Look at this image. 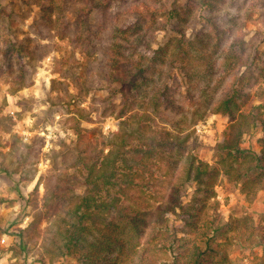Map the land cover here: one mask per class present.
Listing matches in <instances>:
<instances>
[{
	"label": "rangeland",
	"instance_id": "obj_1",
	"mask_svg": "<svg viewBox=\"0 0 264 264\" xmlns=\"http://www.w3.org/2000/svg\"><path fill=\"white\" fill-rule=\"evenodd\" d=\"M84 6L82 0H0V264L76 263L50 258L44 249L51 223L70 205L56 201L53 191L65 179L73 194H84L80 157L105 153L103 138L117 132L121 121H129L124 128L134 126L129 117L149 113L150 97L163 86L168 106H160L159 116L140 119L139 128L164 142L168 156L153 159L144 177L156 179L163 195L187 155L215 167L205 218L216 215L229 230L219 241L225 258L213 264H264V248L251 243L254 230L264 228V190L244 191L241 181L223 172L216 146L229 121L210 112L234 84L245 88L242 113L256 115L254 107L264 103V0H114L91 14L89 30L78 13ZM145 8L150 46L138 52L163 54L156 63L162 73L147 72L152 79L144 81L132 77L141 84L135 89L129 83V91L126 80L110 75L108 48L120 44L130 53L127 41L137 34L131 27ZM120 30L126 31L122 37ZM182 38L191 53L188 63L184 70L169 69ZM261 135L253 127L243 147L257 151ZM169 168L171 176L165 175ZM193 192L187 188L183 203Z\"/></svg>",
	"mask_w": 264,
	"mask_h": 264
},
{
	"label": "trees",
	"instance_id": "obj_2",
	"mask_svg": "<svg viewBox=\"0 0 264 264\" xmlns=\"http://www.w3.org/2000/svg\"><path fill=\"white\" fill-rule=\"evenodd\" d=\"M82 1L85 6L78 13L89 30L91 14L105 11L114 0ZM148 11V8L138 11L139 22H133L131 32L137 34L133 40L127 41L130 53L125 54L120 44L108 48L110 75L113 80H126L129 91V83L135 89L141 84L140 81H130L132 77L140 75L144 81L143 78L152 79L147 72L162 73L156 63L163 54L155 52L149 58L138 52L139 48L150 46L145 39L148 32L143 30ZM178 16L176 14L175 18ZM154 22L155 17L150 14V25ZM138 29L144 32L139 35ZM120 32L121 37L126 33L125 30ZM182 40L177 41L166 63L169 69L184 70L188 63L191 53ZM227 57L229 63L235 61L233 54ZM166 90L167 87L163 86L150 97L149 113L138 119L129 117L134 126L130 124L124 128L129 121H121L117 132L103 138L105 153L104 150L97 154L88 151L80 157L85 171L84 194H73L65 185L67 181L60 179L53 196L56 201L68 199L70 205L51 223L50 234L44 237V249L50 258H72L76 260L75 264H213L214 258L224 260L219 241L227 238L229 229L216 215L205 218L207 201L213 192L211 184L217 171L215 167L187 155L175 182L163 195H158L156 179L150 180L143 175V170L153 159L167 160L164 142L145 136L140 130L143 128H139L140 119L152 114L159 116L162 113L160 106H168ZM244 97V86L234 84L231 91L219 97L210 108L211 114H220L229 121L216 152L219 164L230 180L241 181L244 191L254 187L264 190V103L254 107L256 115L244 114L241 111ZM123 101L125 104L129 101L126 93ZM207 101L205 98L204 102ZM257 126L262 132L257 139L259 149L243 147L244 136ZM132 139L138 143L129 145ZM169 174L170 168L169 171L165 169V175ZM188 187H193L194 192L183 203ZM104 190L106 194L103 195ZM111 191L113 194H109ZM159 200L161 202L157 204ZM175 221H182L184 227H176ZM253 237L251 243L264 248V228L255 229Z\"/></svg>",
	"mask_w": 264,
	"mask_h": 264
},
{
	"label": "built area",
	"instance_id": "obj_3",
	"mask_svg": "<svg viewBox=\"0 0 264 264\" xmlns=\"http://www.w3.org/2000/svg\"><path fill=\"white\" fill-rule=\"evenodd\" d=\"M196 131H197V132H201L200 127H197V128H196Z\"/></svg>",
	"mask_w": 264,
	"mask_h": 264
}]
</instances>
